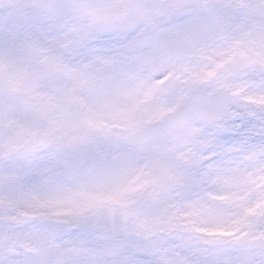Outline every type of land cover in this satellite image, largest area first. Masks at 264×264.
Returning a JSON list of instances; mask_svg holds the SVG:
<instances>
[{"label":"snow or ice","instance_id":"obj_1","mask_svg":"<svg viewBox=\"0 0 264 264\" xmlns=\"http://www.w3.org/2000/svg\"><path fill=\"white\" fill-rule=\"evenodd\" d=\"M0 264H264V0H0Z\"/></svg>","mask_w":264,"mask_h":264}]
</instances>
